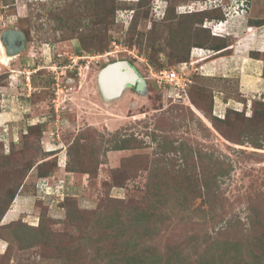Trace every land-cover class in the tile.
I'll return each mask as SVG.
<instances>
[{"label": "rangeland", "instance_id": "1", "mask_svg": "<svg viewBox=\"0 0 264 264\" xmlns=\"http://www.w3.org/2000/svg\"><path fill=\"white\" fill-rule=\"evenodd\" d=\"M139 1L0 0V35L26 36L7 64L0 50V264H199L222 239H253L242 264H264V96L207 81L170 38L181 13L248 1ZM124 60L143 84L105 97L101 69ZM177 64L194 107L151 73Z\"/></svg>", "mask_w": 264, "mask_h": 264}, {"label": "crops", "instance_id": "2", "mask_svg": "<svg viewBox=\"0 0 264 264\" xmlns=\"http://www.w3.org/2000/svg\"><path fill=\"white\" fill-rule=\"evenodd\" d=\"M248 6L247 10L241 11L239 14L222 19V25L214 27L213 31L209 27L220 20L206 19L205 22L208 23V26L205 24L204 26L211 29L213 34L225 36L229 45L219 51L211 48L198 49V47H193L190 53V61L195 62L196 73L207 79H220L222 81L235 79L239 84L238 94L247 97L249 101L257 91H259V95L264 96V24L259 25L257 23V21L264 19V14L260 15L258 12H253L251 15ZM203 8L200 6L195 10ZM252 52L259 53V55H253ZM177 66L182 67L180 64ZM200 66L203 67L202 71ZM250 68H256L260 72L249 71ZM215 90L217 94L224 95L223 89L218 87ZM228 100L224 99L222 105L225 106L227 102L229 103Z\"/></svg>", "mask_w": 264, "mask_h": 264}, {"label": "trees", "instance_id": "3", "mask_svg": "<svg viewBox=\"0 0 264 264\" xmlns=\"http://www.w3.org/2000/svg\"><path fill=\"white\" fill-rule=\"evenodd\" d=\"M249 2V0H247ZM139 3H141V0L139 1ZM138 3V4H139ZM231 5L230 4H227ZM232 6V5H231ZM225 4L221 5V4H216L214 6H211L209 8H203V9H199V10H195L193 12H189V13H181L179 14V26H177L174 31L173 34L170 38H174V42L176 45H178L179 47H181V45H186L185 48V56L190 57V53L193 47H198V48H211L213 50H222L228 47L229 43L227 42V38L225 36H220L218 34H213L211 29L207 28L204 26V22L206 19H218V20H222V19H226L227 15L225 12ZM257 23L259 25H263L264 24V19L263 20H259L257 21ZM211 45H208V44ZM253 55H259V53H254L252 52ZM185 60H183L182 62H184ZM187 61V59H186ZM162 69V68H161ZM159 69V70H161ZM193 76H191V80H192V84L194 82L193 80ZM202 77V76H201ZM201 77H199V79H201ZM206 78H203V80H205ZM210 79H207V81H209ZM216 80V79H213ZM219 80V79H218ZM217 83V82H216ZM181 102H183L184 104L188 103L189 106L194 107V103L192 104V99L191 96L189 94V86L187 88V94L184 97V99L180 100ZM196 105V104H195ZM196 109H200V107H198L196 105ZM256 113H259V111H255ZM254 117V116H253ZM193 149V148H192ZM201 154L200 159H194L197 160L198 163L199 161L204 160L203 157H206L205 153L202 151H198ZM203 156V157H202ZM199 175L200 178H202L203 174L202 171L200 169H195ZM66 171H71L69 168L66 167ZM217 170H212L213 173H215ZM173 176H176L175 179L173 181L176 180H180V178L178 176H180V173H177L175 171H173V173H171ZM185 174V173H184ZM202 174V175H201ZM42 176H48V174L42 173ZM186 175V174H185ZM198 175V174H197ZM206 175H204L205 177ZM186 177L191 180L194 181L195 178V174H189L186 175ZM194 178V179H193ZM182 181V180H181ZM189 181L190 183H186V184H182V183H178V184H172L173 188H171V186H168V189H172L171 193L174 194H180V192L182 193H186V195L188 193L191 192V190L193 189L192 184H194L193 182ZM191 185V188H190ZM208 186V187H207ZM207 188H209V185H206ZM201 187H197L195 191H197L198 193V189H200ZM196 194V193H195ZM194 195V194H191ZM213 197V194L208 193V196H206L207 201L210 203L211 198ZM170 200H168L166 203H168ZM176 206H182L183 208H189V203L188 201L184 200L183 202H180L178 200V204ZM119 230V229H118ZM222 239V238H221ZM225 242V248L223 250L221 259L217 258L216 262L214 260H210L207 261L205 260V262L200 263L199 264H242L243 262V253L245 252V250H249L248 249V244H250V242H252L253 239L249 240L248 244L244 247V241L243 240H238L235 242V240H229L228 239H222ZM258 243L260 245V237L258 238ZM127 247V246H126ZM126 249V248H125ZM124 249V250H125ZM263 250L260 251V253L263 254L262 252ZM137 255V258L141 255L144 254V250L143 252H139L138 251H134ZM206 255H204L203 257H209L207 252L205 253ZM243 259V260H242ZM248 261L245 260L244 264H246Z\"/></svg>", "mask_w": 264, "mask_h": 264}, {"label": "water", "instance_id": "4", "mask_svg": "<svg viewBox=\"0 0 264 264\" xmlns=\"http://www.w3.org/2000/svg\"><path fill=\"white\" fill-rule=\"evenodd\" d=\"M7 55L20 54L25 48L26 36L17 29H7L0 35ZM99 87L105 97L118 96L128 86H140L143 78L128 61H116L108 64L98 76Z\"/></svg>", "mask_w": 264, "mask_h": 264}, {"label": "built area", "instance_id": "5", "mask_svg": "<svg viewBox=\"0 0 264 264\" xmlns=\"http://www.w3.org/2000/svg\"><path fill=\"white\" fill-rule=\"evenodd\" d=\"M247 6L248 5L246 4L245 7L241 10H239V8H236L235 11L239 14V12L246 10ZM231 7H232L231 5L226 6V8L224 7L227 16H229V14L232 13V11H230ZM222 23L223 21L220 20L216 24L214 23L213 26L217 27L220 26ZM205 25H208V23H205ZM187 63H189L190 66L192 67L195 64L194 61H190ZM182 69L181 67L178 68V66H175L172 69L163 68L159 70L157 73H154L153 69H151V73L155 76L159 84H163L165 86L171 87L169 95L177 100L182 99L186 96L187 88L192 82L189 73H187L185 70Z\"/></svg>", "mask_w": 264, "mask_h": 264}, {"label": "bare ground", "instance_id": "6", "mask_svg": "<svg viewBox=\"0 0 264 264\" xmlns=\"http://www.w3.org/2000/svg\"><path fill=\"white\" fill-rule=\"evenodd\" d=\"M0 50H1V53H2V61H3L4 63H6V64H7V62H9L11 59H13V58H15L17 55H19V54H17V55H12V56L7 55L6 50H5V45H4V43H3L2 41H0ZM101 70H103V69H101ZM100 72H101V71H100Z\"/></svg>", "mask_w": 264, "mask_h": 264}, {"label": "clouds", "instance_id": "7", "mask_svg": "<svg viewBox=\"0 0 264 264\" xmlns=\"http://www.w3.org/2000/svg\"><path fill=\"white\" fill-rule=\"evenodd\" d=\"M249 3V2H248ZM232 7H233V4H232ZM241 9H243V7L242 6H240L239 7V10H241ZM246 10H247V8H246ZM221 21H223V20H221ZM208 26V25H207ZM210 26V25H209ZM209 28H211L212 29V31L214 30V26L212 25V27H209ZM198 49H201V48H198Z\"/></svg>", "mask_w": 264, "mask_h": 264}]
</instances>
